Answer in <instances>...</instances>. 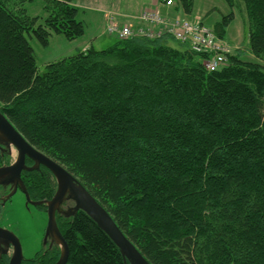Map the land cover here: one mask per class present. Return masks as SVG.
<instances>
[{
  "label": "trees",
  "instance_id": "obj_1",
  "mask_svg": "<svg viewBox=\"0 0 264 264\" xmlns=\"http://www.w3.org/2000/svg\"><path fill=\"white\" fill-rule=\"evenodd\" d=\"M44 1L41 22L0 0V111L79 179L150 264H264V0H241L248 53L225 52L214 70L209 53L163 33L91 45L38 73L27 36L46 45L86 28L75 0ZM172 1L193 13L194 0ZM232 17L214 25L219 38ZM56 221L65 264H129L84 211ZM58 256L51 248L45 264Z\"/></svg>",
  "mask_w": 264,
  "mask_h": 264
},
{
  "label": "rangeland",
  "instance_id": "obj_2",
  "mask_svg": "<svg viewBox=\"0 0 264 264\" xmlns=\"http://www.w3.org/2000/svg\"><path fill=\"white\" fill-rule=\"evenodd\" d=\"M14 1L18 5H22L27 14L39 16L40 21H43L45 17L44 0ZM154 1L157 2V0ZM144 3L145 0H75L73 5L78 8L77 18L83 20L86 25L81 36L68 39L62 33H52L46 45L40 44L33 36H27L34 50L38 73H42L46 63L50 61L69 56L78 50L87 49L91 46L88 45L89 42L95 48H104L112 44L116 37L107 31L110 25L109 21H114L116 24L136 23L138 14L132 15L130 19H125L124 12H127L125 8L135 10L141 5H146ZM169 7L166 12H162L170 17L180 16L188 20H202L213 32L214 25L221 21L224 15L232 12L233 17L225 28L222 40L226 45L227 52L240 51L246 57L248 53V19L241 0H234L232 7L226 0H194L193 13L190 16L184 15L177 9L174 1ZM168 44L180 47L174 39H169ZM0 212V226L9 229L18 236L23 254L32 256L39 253L43 229L47 221L45 211L35 206L27 209L22 195L18 192L3 206L0 204Z\"/></svg>",
  "mask_w": 264,
  "mask_h": 264
},
{
  "label": "water",
  "instance_id": "obj_3",
  "mask_svg": "<svg viewBox=\"0 0 264 264\" xmlns=\"http://www.w3.org/2000/svg\"><path fill=\"white\" fill-rule=\"evenodd\" d=\"M0 142L6 145H15L20 151L19 156H21V160L23 154L21 152L22 148V151L28 153L29 156L32 157L34 155L39 158L42 164L51 171L57 181L58 186L54 195L51 199L42 201H31L28 192L20 181L26 194L27 203L30 202L33 205L46 204L47 222L44 238L49 236L51 242L57 243L60 247L58 259L53 264H65L69 256L68 244L57 225L56 212L64 216H69L75 214L78 210H82L89 215L110 237L119 248L126 262L129 264H150L118 227L110 213L89 193L79 179L70 173L62 164L30 144L1 111ZM21 160L18 158L17 161L8 166H0V182H9L2 180V178H6L7 176L16 177V179L20 180L19 171L21 168ZM12 194L13 192H10L7 197ZM64 199L73 200V207L60 209V204ZM0 242L10 243L13 247L11 257L7 264H20L23 253L18 236L9 229L0 226Z\"/></svg>",
  "mask_w": 264,
  "mask_h": 264
},
{
  "label": "flooded vegetation",
  "instance_id": "obj_4",
  "mask_svg": "<svg viewBox=\"0 0 264 264\" xmlns=\"http://www.w3.org/2000/svg\"><path fill=\"white\" fill-rule=\"evenodd\" d=\"M22 150L23 148L21 149V152L23 153L21 160V156H19L20 151L15 145H6L0 142V166H8L17 161L18 158L19 160H21V168L19 171L20 180L16 179V177L7 176L6 178H2V180H6L9 182H0V204L1 206H3L16 193L19 192L22 195L24 205L27 209H29V207L31 206H35L37 208L43 209L46 214L45 203H42L40 205H33L30 202H26V194L24 189L22 188V185L20 184V181L22 182L25 190L28 192L31 201H42L51 199V197L56 192L58 186L57 181L51 171L45 165L42 164L39 158L35 157L32 154L31 157L28 155V153L23 152ZM10 192H13V194L7 197ZM73 205V200L64 199L60 204V209L72 208ZM57 215L63 214L56 212V216ZM44 234L45 227L43 229L42 243L39 247L41 249H39L40 252L32 256H25L23 254L20 264H45L47 252L54 247H57L60 253L59 245L57 243L51 242L49 236L44 238ZM12 249L13 247L10 243L7 244L5 242H0V264L8 263L12 254Z\"/></svg>",
  "mask_w": 264,
  "mask_h": 264
},
{
  "label": "built area",
  "instance_id": "obj_5",
  "mask_svg": "<svg viewBox=\"0 0 264 264\" xmlns=\"http://www.w3.org/2000/svg\"><path fill=\"white\" fill-rule=\"evenodd\" d=\"M170 4L172 0L162 2L166 8H170ZM160 6L143 9L136 16L137 22L133 24H116L114 21H109L107 31L118 39L132 36L156 37L166 33L179 43L189 46L194 52L209 53L204 64L210 70L216 69L226 60L227 50L224 41L205 23L180 16L170 17L162 12Z\"/></svg>",
  "mask_w": 264,
  "mask_h": 264
},
{
  "label": "crops",
  "instance_id": "obj_6",
  "mask_svg": "<svg viewBox=\"0 0 264 264\" xmlns=\"http://www.w3.org/2000/svg\"><path fill=\"white\" fill-rule=\"evenodd\" d=\"M147 1V2H146ZM144 4H146V5H144V6H140L139 8H137V9H135V10H132V9H130V8H125L126 10H127V12H124L125 13V15H126V17H125V19L126 18H131V16L132 15H137V14H139V12L141 11V10H143V9H145V8H150V7H157V6H160V9L163 11V12H166L169 8H166V7H164L163 5H162V3L161 2H159V0H157V2H155L154 0H145V3ZM123 7V6H122ZM88 45H92L91 44V42H89V44ZM87 45V46H88Z\"/></svg>",
  "mask_w": 264,
  "mask_h": 264
}]
</instances>
